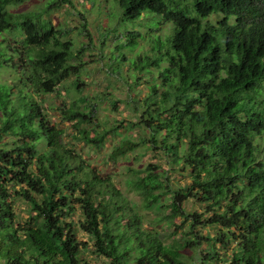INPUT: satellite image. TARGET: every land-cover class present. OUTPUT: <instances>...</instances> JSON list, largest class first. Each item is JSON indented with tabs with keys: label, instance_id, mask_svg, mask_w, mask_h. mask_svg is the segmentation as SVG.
I'll return each mask as SVG.
<instances>
[{
	"label": "trees",
	"instance_id": "16d2710c",
	"mask_svg": "<svg viewBox=\"0 0 264 264\" xmlns=\"http://www.w3.org/2000/svg\"><path fill=\"white\" fill-rule=\"evenodd\" d=\"M25 1L0 0V71L16 67L18 74L0 81V264L83 263L88 243L78 241L76 224L109 264H221L223 254L226 264H264V0H116L127 19L146 13L172 29L154 37L151 56L132 61L159 68L137 101L132 125L144 136L124 138L109 157L146 143L190 179L172 189L166 169L130 168L125 185L139 203L66 145L64 130L45 113L50 105L42 110L43 95L59 94L80 66L68 30L49 17L52 6L73 0L13 8ZM13 33L21 37L11 43L5 34ZM140 36L130 31L120 44L133 47ZM83 101L57 109L77 119L75 140L102 148L123 121L91 122L95 108H81ZM166 194L165 215L145 220L140 210L160 213ZM188 198L203 212L186 211ZM16 199L29 207L25 221H17ZM163 220L171 225L167 236L156 227Z\"/></svg>",
	"mask_w": 264,
	"mask_h": 264
},
{
	"label": "rangeland",
	"instance_id": "374dc122",
	"mask_svg": "<svg viewBox=\"0 0 264 264\" xmlns=\"http://www.w3.org/2000/svg\"><path fill=\"white\" fill-rule=\"evenodd\" d=\"M46 1L26 0L24 4L13 8H23V11H38ZM73 2L72 6L65 2L59 3L58 6H52L49 17L54 24H59L68 30L67 37L73 40L77 57L73 64L75 66L80 64V66L58 85L59 94L43 95L46 100L42 104V106L44 105L42 110L45 111L46 106L50 105V109L45 113L52 123L64 130L63 141L66 145L79 153L101 176H109L113 183L128 196L129 200L135 203L140 202L139 196L125 185L127 171L130 168H143L148 164H155L156 167L168 171V186L170 188L179 189L182 184L189 183L187 171L182 172L177 166H175L177 170H170L165 157L159 151H153L146 143L140 145L136 151L129 152L122 157L116 159L109 157L110 149L114 144L124 138L139 139L144 136L138 126L132 125L139 121L140 113L136 111V106L139 103L137 101H140L148 92L153 78L159 79L157 74L159 68L151 64L141 65L142 61H138V68H136L132 65V61L139 55L151 56L152 40L154 37H164L171 32L172 23L166 22L159 16L154 17L146 13L142 14L137 21L129 20L125 17L124 9L116 0L82 2L73 0ZM180 5L185 4L181 2ZM214 18L215 16L210 17L212 20ZM130 31H137L141 36L133 38L137 43L129 48L128 45H125L126 41L122 40L123 45L120 44V41ZM19 37L21 36L16 33L5 34V38L11 43ZM113 66L114 72H112ZM16 71V67L2 68L0 81L13 82L12 79L18 76ZM146 71L151 74H147ZM77 77L80 80L78 89H72V81ZM64 87H67L68 91ZM78 97L84 98V101L79 103L81 108L86 110L95 108L91 122L110 126L117 124L119 120L123 121V127L118 130L116 135L105 138L102 148L75 140L73 135L76 134L74 125L77 119L72 117L67 120L61 116L57 109L63 104L68 107L71 101ZM35 98L39 100L38 96ZM160 201H162L160 213H155L154 210H140L145 220L165 215L170 196L166 194ZM183 206L188 212H203L204 210V206L193 198H188ZM14 207L17 221L28 219L29 207L24 202L16 199ZM204 215L207 216V213ZM74 217L77 220L80 213ZM180 220L181 218L177 216L173 223L179 225ZM156 227L164 232V236H167L171 231V225L165 220L159 222ZM206 229L211 233L216 231L211 227H206ZM75 233L78 241L88 243L81 256L84 264H109L106 258L93 253L88 234L82 231L77 224ZM165 240H169V238ZM224 249L222 247L218 251L222 253ZM222 259L221 264H226L225 254L222 255Z\"/></svg>",
	"mask_w": 264,
	"mask_h": 264
}]
</instances>
